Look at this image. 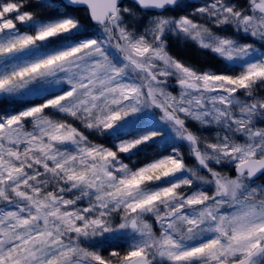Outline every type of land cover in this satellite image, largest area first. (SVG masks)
Listing matches in <instances>:
<instances>
[{"label":"snow or ice","instance_id":"snow-or-ice-1","mask_svg":"<svg viewBox=\"0 0 264 264\" xmlns=\"http://www.w3.org/2000/svg\"><path fill=\"white\" fill-rule=\"evenodd\" d=\"M0 264H264V0H0Z\"/></svg>","mask_w":264,"mask_h":264},{"label":"rangeland","instance_id":"rangeland-1","mask_svg":"<svg viewBox=\"0 0 264 264\" xmlns=\"http://www.w3.org/2000/svg\"><path fill=\"white\" fill-rule=\"evenodd\" d=\"M177 52H179L182 55H188V56H194L195 54L192 52H184L183 49L177 48Z\"/></svg>","mask_w":264,"mask_h":264},{"label":"water","instance_id":"water-1","mask_svg":"<svg viewBox=\"0 0 264 264\" xmlns=\"http://www.w3.org/2000/svg\"><path fill=\"white\" fill-rule=\"evenodd\" d=\"M129 2H130V0H129Z\"/></svg>","mask_w":264,"mask_h":264}]
</instances>
